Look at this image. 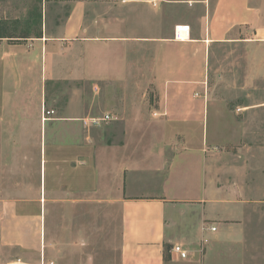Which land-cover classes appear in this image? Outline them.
<instances>
[{
  "label": "crops",
  "instance_id": "obj_1",
  "mask_svg": "<svg viewBox=\"0 0 264 264\" xmlns=\"http://www.w3.org/2000/svg\"><path fill=\"white\" fill-rule=\"evenodd\" d=\"M52 1L70 4L64 20L49 32L45 18L42 36L3 46L1 72L38 73L40 88L89 80L90 102L105 103L106 110L87 114L73 91L61 118H34L43 136V192L0 208V264H50L48 188L96 194L100 179L120 204V264H168L169 257L176 264L175 244L188 259H209L207 248L243 242L247 211L264 204V174L258 152L240 143V121L209 94L207 60L210 45L242 39L241 27L264 37L251 0H215L211 10L203 0L206 15L196 25L175 21L169 8L177 3L165 0ZM181 25L188 35H179ZM148 88L157 91L153 103ZM20 91L3 103L24 102ZM106 114L111 119L99 126L84 122Z\"/></svg>",
  "mask_w": 264,
  "mask_h": 264
},
{
  "label": "rangeland",
  "instance_id": "obj_2",
  "mask_svg": "<svg viewBox=\"0 0 264 264\" xmlns=\"http://www.w3.org/2000/svg\"><path fill=\"white\" fill-rule=\"evenodd\" d=\"M165 1L177 3L169 8L177 22L196 25L206 15V7L199 4L203 0ZM214 2L209 0L210 10ZM251 4L257 8L260 27H264V0H251ZM69 9V3L60 4L52 0L46 6L44 0H0V19L10 21L11 29L19 33L26 23H30L28 31L33 36L37 28L36 23L31 21L35 12L42 11V30L46 18L49 32H54ZM14 21H20V24H14ZM237 30L236 36L242 39L210 45L207 86L209 94L223 101L236 120L240 121L243 129L240 143L248 153L251 150L258 152L259 169L264 174V37H254L251 27ZM177 31L179 35L189 34L188 28L182 25L177 27ZM27 38H2L0 50L12 42L22 44ZM1 70L0 116L4 117V121H0V208H4L10 200H29L43 192L40 183L43 136L36 128L34 118H40L44 123L61 118L67 111L73 91H77L82 99L77 106L87 114L102 113L106 110V104L90 102L92 88L89 80L81 84L53 81L40 88L42 83L37 78L38 73L31 75L14 69L11 74L10 71L4 73ZM74 84L79 87L75 88ZM16 88L26 96L25 101L19 104L3 103ZM146 90L147 98L153 103L158 98L156 89ZM27 91L31 92L27 94ZM134 92L136 90L132 89L131 95ZM47 110L55 112L44 120ZM18 115L25 120H20ZM22 122L28 130L20 129ZM51 133L48 132V142ZM62 187L60 191L58 184H52L48 191L53 192H48L49 199L46 200L47 238L53 244L48 250L53 252L50 264H120L122 213L118 201L109 198L115 193H109L107 184L101 179L98 190L95 189L96 194H92L91 190H73L65 195L66 187ZM66 197L69 200H64ZM39 203V207L43 208L42 201ZM245 223L248 230L243 242L227 240L217 243L215 247L206 249L205 252L211 254L209 259L186 258L178 260L176 264H264V204L250 208ZM0 254L4 256L5 253L0 251ZM167 260L168 264H172L170 257Z\"/></svg>",
  "mask_w": 264,
  "mask_h": 264
},
{
  "label": "trees",
  "instance_id": "obj_3",
  "mask_svg": "<svg viewBox=\"0 0 264 264\" xmlns=\"http://www.w3.org/2000/svg\"><path fill=\"white\" fill-rule=\"evenodd\" d=\"M40 2H42V0H40ZM34 18L31 20L33 23H36V26L37 28L34 29V36L35 37H40L42 36V28H41V25H42V11H38V12H35V14L33 15ZM10 21L8 20H4V19H0V39L2 38H27V37H30L32 36L30 33H29V29L30 28V23H26L24 29L22 30L21 33L19 32H15L13 31V29H11V25H10ZM14 24H20V21H14L13 22ZM33 32V31H32ZM169 247L166 246V251L168 250Z\"/></svg>",
  "mask_w": 264,
  "mask_h": 264
},
{
  "label": "built area",
  "instance_id": "obj_4",
  "mask_svg": "<svg viewBox=\"0 0 264 264\" xmlns=\"http://www.w3.org/2000/svg\"><path fill=\"white\" fill-rule=\"evenodd\" d=\"M179 27V26H178ZM185 27H188V26H185ZM54 110H47L44 112V120H47L49 119V117L54 114ZM109 119H111V116L109 114H106L104 115L103 117H93V118H90V119H85L84 122L88 125V126H94V125H101L103 121H108ZM211 230L212 231H215L216 230V227L215 226H211ZM172 251L174 253H176L178 255V257L180 259H185L187 258V255H188V252L183 248L182 245L180 244H175L173 246V249Z\"/></svg>",
  "mask_w": 264,
  "mask_h": 264
}]
</instances>
